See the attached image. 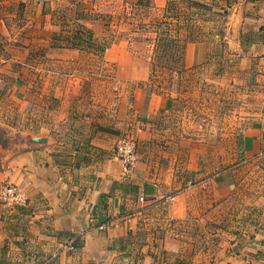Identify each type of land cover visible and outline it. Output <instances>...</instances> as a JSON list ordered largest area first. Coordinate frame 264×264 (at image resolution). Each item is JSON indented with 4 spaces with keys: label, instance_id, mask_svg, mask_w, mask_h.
<instances>
[{
    "label": "crops",
    "instance_id": "1",
    "mask_svg": "<svg viewBox=\"0 0 264 264\" xmlns=\"http://www.w3.org/2000/svg\"><path fill=\"white\" fill-rule=\"evenodd\" d=\"M181 1L188 10L193 7V0H0V126L8 138H18L1 147L6 153L1 177L29 197L26 206L9 215L0 206V214L8 215L0 220V260L9 264H264L254 251L258 240L251 238L249 252L238 239L221 241L208 260L194 236L195 220L201 223L212 211H218L221 222L226 217L227 191L233 186L227 176L203 177L200 185L192 186L195 174H202L198 163L156 166L150 150H141L140 142L151 144L165 136L157 115L168 107L167 97L143 85L134 90L135 118L128 125L139 148L130 172L124 171L114 150L120 136L117 128L96 126L90 144L83 145L76 134L74 140L63 142L70 134L53 126L51 95L60 101L59 119L78 122L81 112L75 107L82 102L79 95L85 80L101 73L96 66H83L96 57L72 43L77 40L76 30L85 27L93 40L101 41L115 35L113 26L118 21L122 26L131 19L133 7L160 11L171 2L181 8ZM194 1L221 10L227 46L236 52L240 67L254 73L264 88V0ZM188 43L186 65L203 55L198 40ZM103 61L115 69L124 88L149 76L148 57L120 37L104 52ZM35 107L42 111L47 107V114ZM102 223L106 225L100 228ZM220 230L228 233L222 226ZM71 240L76 245L72 251L66 248Z\"/></svg>",
    "mask_w": 264,
    "mask_h": 264
},
{
    "label": "rangeland",
    "instance_id": "2",
    "mask_svg": "<svg viewBox=\"0 0 264 264\" xmlns=\"http://www.w3.org/2000/svg\"><path fill=\"white\" fill-rule=\"evenodd\" d=\"M179 6L188 10L186 2H179ZM188 11L193 13L192 20L182 33L195 37L193 40L199 41L203 51L201 59L190 65H182L173 37H168L162 44L157 42L155 22L163 17L165 10L133 7L131 19H125L122 26L118 25L119 21L113 26L114 36H105L101 41L86 37L81 42L76 37L79 46L94 52L96 57L87 59L83 66H96L101 73L85 80L79 95L82 102L75 107L81 112L78 122L70 117L61 121L60 101L51 95L53 126L57 132L70 134L69 139L59 138H63V142L74 140L76 134L79 137L75 136L76 139L82 140L83 145L90 144V135L96 126L114 127L120 131L119 137L130 135L135 138L138 152L139 140L128 125L135 118L132 103L136 86H146L167 97L168 107L157 115L158 128L165 136H159L151 144L140 142L141 150H150L149 157L156 166L198 163L202 174H195L190 182L192 186L200 185L201 179L209 176H227L226 181L233 185L227 191L228 213L222 222L218 211H212L201 223L195 220L196 226L192 229L204 256L209 260L221 241L235 239L249 252L253 238L260 241L259 247L254 245V248L258 247L254 251L264 258V88L254 73L240 67L236 52L227 46L225 15L221 10L217 12L207 6L194 5ZM170 12L174 14L176 9ZM118 37L128 40L132 49L146 55L150 61L148 78L132 82L125 88L115 69L103 61L104 52ZM35 108L47 114V107L43 111ZM7 133L0 126V185L9 182L1 177L6 157L1 147L18 139L8 138ZM165 149L166 154L159 151ZM0 206L3 210L1 203ZM4 215L0 214V220L8 216ZM220 226L223 230L227 228L228 233L220 230ZM0 264L9 263L0 260Z\"/></svg>",
    "mask_w": 264,
    "mask_h": 264
},
{
    "label": "trees",
    "instance_id": "3",
    "mask_svg": "<svg viewBox=\"0 0 264 264\" xmlns=\"http://www.w3.org/2000/svg\"><path fill=\"white\" fill-rule=\"evenodd\" d=\"M191 5L195 6H204L207 5L200 1H191ZM176 13H171V10H175ZM165 13L162 18H158L155 22L157 29V42L163 43V41L167 40L168 37H173L174 42L176 43V47L178 50V56L182 61V65L185 66V52L187 43L190 40H193L195 37H191L189 34H183L182 31L184 27L189 26V21L192 20V14L188 10H183L178 8V5L174 2L169 3L167 9H165ZM163 28V29H162ZM173 32V33H172ZM74 37L81 38L80 41H85L84 37H92L89 29L83 27L81 29L76 30ZM73 44L78 45L77 42L72 41ZM159 46V44H157ZM152 76V73L150 77Z\"/></svg>",
    "mask_w": 264,
    "mask_h": 264
},
{
    "label": "built area",
    "instance_id": "4",
    "mask_svg": "<svg viewBox=\"0 0 264 264\" xmlns=\"http://www.w3.org/2000/svg\"><path fill=\"white\" fill-rule=\"evenodd\" d=\"M116 156L121 160L125 172L132 171V168L137 160V142L130 135L119 137L115 143ZM28 196L23 189L14 183H4L0 185V203L3 205L4 213H12L18 206L27 204ZM105 223L99 227L103 228ZM66 248L70 251L76 248L73 240L66 244Z\"/></svg>",
    "mask_w": 264,
    "mask_h": 264
}]
</instances>
